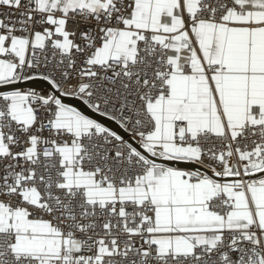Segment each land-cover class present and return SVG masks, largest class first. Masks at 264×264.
<instances>
[{"label":"snow or ice","instance_id":"obj_1","mask_svg":"<svg viewBox=\"0 0 264 264\" xmlns=\"http://www.w3.org/2000/svg\"><path fill=\"white\" fill-rule=\"evenodd\" d=\"M0 264H264V0H0Z\"/></svg>","mask_w":264,"mask_h":264}]
</instances>
